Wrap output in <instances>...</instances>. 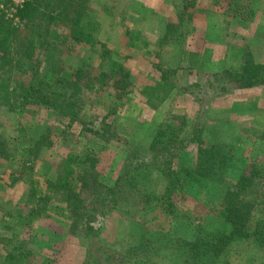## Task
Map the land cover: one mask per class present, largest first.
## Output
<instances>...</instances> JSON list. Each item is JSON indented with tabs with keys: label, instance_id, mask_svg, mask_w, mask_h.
<instances>
[{
	"label": "rangeland",
	"instance_id": "rangeland-1",
	"mask_svg": "<svg viewBox=\"0 0 264 264\" xmlns=\"http://www.w3.org/2000/svg\"><path fill=\"white\" fill-rule=\"evenodd\" d=\"M28 1L0 0V18L22 27L18 6ZM52 2L55 12L71 2L83 10L80 25L99 24L90 45L70 41L56 50L59 74L70 78L84 64L95 89L70 98L78 120L38 105L0 107V264L23 249L32 253L29 264H84L86 254L95 264L139 242L150 243L146 255L117 264H264V84L239 89L225 78L264 66V0ZM103 58L129 74L126 90L98 80ZM162 75L174 88L149 105L141 91ZM19 82L13 71L11 86ZM194 131L198 142L166 153ZM211 147L220 171L212 179L192 175L199 150L207 156ZM86 157L96 167L76 168ZM173 179L181 184L165 206L159 199ZM242 179L260 186L249 187L254 198L243 186L253 206L248 228L214 259L201 242L217 225L223 189ZM31 183L39 193L28 201Z\"/></svg>",
	"mask_w": 264,
	"mask_h": 264
},
{
	"label": "trees",
	"instance_id": "trees-1",
	"mask_svg": "<svg viewBox=\"0 0 264 264\" xmlns=\"http://www.w3.org/2000/svg\"><path fill=\"white\" fill-rule=\"evenodd\" d=\"M52 1L58 0H30L20 6L18 15L20 19L25 20L22 27H13L10 21L0 18V107L7 108L9 112H17L28 105H38L53 109L73 120H78L77 114L73 110L77 105H73L75 102H72L70 98L80 89L93 91L95 80L88 78L87 72L84 71V64L77 67L70 78L62 77L56 70L58 64L56 50L59 46L70 41L90 45L99 24L95 19L90 18L80 25L83 10L78 12L74 10V4L71 2L60 5L62 10L55 12V5ZM49 5L51 7H48ZM72 12L76 14L75 19H72ZM171 29L169 28L167 32H170ZM43 51H46L45 59L48 64L41 67L37 60L43 55ZM6 67L8 69H5ZM13 71L17 72L18 82L23 77H26L25 79L28 81H20L18 87H12L10 75ZM99 71L98 80L107 79L111 81L116 93H121L120 91L126 90L130 85L129 74L116 60L103 58L99 65ZM225 78L236 83L239 89L258 87L264 84V66L248 64L242 74L227 72ZM69 88H73V92L67 98ZM173 88L174 85L169 84L162 75L155 85L145 87L141 94L146 95L149 105L154 104V101L161 104ZM95 134L97 133L95 132ZM192 134L185 146L183 144L173 149H167L166 153L170 155L173 152L176 155L184 147L198 142V131H194ZM214 149L215 147H211L207 156H204L199 150L197 168L192 175L198 178L211 177L210 179H212V176L220 171L217 165L220 163V157L217 158L216 154L212 153ZM97 162L96 158L86 157L79 164H75V167L77 168L78 165L84 167L86 163H89L88 169L92 170L96 167ZM257 183L242 179L236 184L228 183L223 189L217 225L211 230L212 233L207 234V241L201 242L200 245V248L203 246L204 251L212 255L214 259L227 249L230 250L232 244L240 240L244 234L243 231L248 228L250 211L253 206L247 203L245 197V193L248 196L247 191L242 193V190L243 186H246L247 190H250L248 197L254 198L255 196H252L253 191H258V187H260ZM173 184L174 186L165 188L164 194L159 199L165 203V206L172 195L178 192L177 187L181 184V180L173 179ZM260 184L264 185V183ZM34 185L31 183L28 201L38 197L39 191ZM60 185H65L63 180H61ZM66 194L70 204L74 206L73 203L77 199L76 192H72L70 189ZM154 197L155 195L152 194L147 197L144 203L148 202L149 199L154 200ZM101 200L104 201V199ZM101 200H99V205L102 204ZM73 215L79 216L76 212ZM5 242L7 246L11 244V240H5ZM148 244L139 242L121 253L108 256L102 254L103 257L99 261L95 260V264H117L119 262L124 263L126 258L139 259L142 255L143 257L146 255L144 253ZM149 248L150 245L148 250ZM88 252L90 253L89 250ZM31 256L32 253L28 249H23L22 252L8 251L1 264H29ZM92 262H94L93 258L90 257V254H86L84 264H93ZM211 264L217 263L213 260Z\"/></svg>",
	"mask_w": 264,
	"mask_h": 264
},
{
	"label": "built area",
	"instance_id": "built-area-1",
	"mask_svg": "<svg viewBox=\"0 0 264 264\" xmlns=\"http://www.w3.org/2000/svg\"><path fill=\"white\" fill-rule=\"evenodd\" d=\"M15 2H17V1H15ZM24 3H25V2H24ZM24 3H23V4H24ZM23 4L20 3L18 7L22 6Z\"/></svg>",
	"mask_w": 264,
	"mask_h": 264
}]
</instances>
